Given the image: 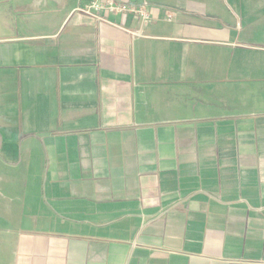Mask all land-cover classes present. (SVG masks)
I'll list each match as a JSON object with an SVG mask.
<instances>
[{
	"label": "crops",
	"instance_id": "0c3cea01",
	"mask_svg": "<svg viewBox=\"0 0 264 264\" xmlns=\"http://www.w3.org/2000/svg\"><path fill=\"white\" fill-rule=\"evenodd\" d=\"M88 1L0 0V264H264V0Z\"/></svg>",
	"mask_w": 264,
	"mask_h": 264
},
{
	"label": "built area",
	"instance_id": "2783aa9c",
	"mask_svg": "<svg viewBox=\"0 0 264 264\" xmlns=\"http://www.w3.org/2000/svg\"><path fill=\"white\" fill-rule=\"evenodd\" d=\"M76 12L108 24H111L108 18L110 15L120 16L123 20L132 17L142 27L154 21L146 4H138L130 0H89L77 8ZM171 18L172 16L168 17L169 20ZM136 35L141 36V33Z\"/></svg>",
	"mask_w": 264,
	"mask_h": 264
}]
</instances>
